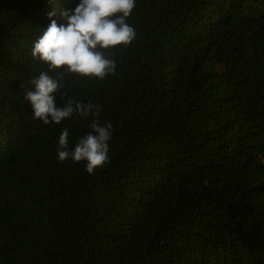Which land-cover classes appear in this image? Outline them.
<instances>
[{
  "label": "trees",
  "instance_id": "16d2710c",
  "mask_svg": "<svg viewBox=\"0 0 264 264\" xmlns=\"http://www.w3.org/2000/svg\"><path fill=\"white\" fill-rule=\"evenodd\" d=\"M80 0H0V264H264V0H136L104 81L61 72L56 105L103 106L109 163H59L91 129L33 119L31 55Z\"/></svg>",
  "mask_w": 264,
  "mask_h": 264
},
{
  "label": "clouds",
  "instance_id": "9594fccd",
  "mask_svg": "<svg viewBox=\"0 0 264 264\" xmlns=\"http://www.w3.org/2000/svg\"><path fill=\"white\" fill-rule=\"evenodd\" d=\"M135 7L136 0H80L75 9L60 11L65 24H58L55 11L48 13L50 24L33 42L32 57L47 69L34 77L31 87L24 92L33 119L44 125H61L74 114L86 120L93 117L88 124L91 131L74 148L69 147V129L63 128L56 149L59 163L69 159L74 163L83 161L89 174L104 168L110 161L113 125L100 123L103 106L91 101L83 103L69 98L63 107H58L55 94L61 88V81L51 73L58 76L65 72L97 82L115 75L117 60L107 58L103 50L127 48L136 40V28L128 23Z\"/></svg>",
  "mask_w": 264,
  "mask_h": 264
}]
</instances>
